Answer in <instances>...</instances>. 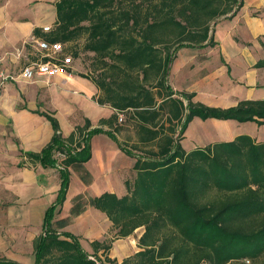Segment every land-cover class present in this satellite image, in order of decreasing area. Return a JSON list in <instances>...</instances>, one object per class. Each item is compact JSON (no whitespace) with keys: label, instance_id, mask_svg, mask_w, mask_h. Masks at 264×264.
Here are the masks:
<instances>
[{"label":"trees","instance_id":"trees-1","mask_svg":"<svg viewBox=\"0 0 264 264\" xmlns=\"http://www.w3.org/2000/svg\"><path fill=\"white\" fill-rule=\"evenodd\" d=\"M55 5L54 28L35 30V37L63 44L74 61L93 54L90 75L82 77L101 91L98 103L115 113L100 120L99 128L86 120L68 138L58 120L44 113L54 129L51 142L39 153L21 151L29 163L57 169L61 176L57 201L34 242L36 264H98L100 249L107 253L111 243L138 229H143L139 252L122 264H264V142L239 135L190 151L182 145L195 118L263 126L264 100L211 107L169 84L177 52L215 47L212 24L234 18L244 0H58ZM255 68H264V58ZM128 122L135 139L120 141ZM99 134L135 159L136 177L126 182V195L104 193L91 200L116 233L111 242H93L90 255L74 235L58 234L52 222L66 199L69 168L90 161L91 141ZM79 203L76 214L83 211Z\"/></svg>","mask_w":264,"mask_h":264},{"label":"crops","instance_id":"crops-1","mask_svg":"<svg viewBox=\"0 0 264 264\" xmlns=\"http://www.w3.org/2000/svg\"><path fill=\"white\" fill-rule=\"evenodd\" d=\"M57 1L0 0V56L8 74H19L37 59V50L30 48L36 38L34 31L43 32L45 26L55 25ZM214 37L215 47L195 48L198 63H189L185 72L187 80L193 83L183 82L185 73L182 78L181 71H176L175 80L169 79L173 90L195 93L194 102L224 109L244 100H264V68H255L264 58L260 42H264V0H244V6L234 18L220 20ZM215 53L214 63L211 60ZM198 55L208 58L200 60ZM75 69L76 64L69 78L60 75L51 79L8 81L0 94V261L36 264L34 242L43 235L46 212L58 198L60 172L31 164L21 153H39L51 142L54 129L43 114L53 115L62 136L68 138L86 120L91 121L92 128H99L100 120L109 119L115 113L110 106L98 103L101 91L91 80L76 74ZM239 135L250 136L233 133L225 142ZM250 137L255 142H264L263 136ZM215 142L222 141L213 140L207 145ZM91 148L90 161L69 168L70 186L52 224L63 221L54 230L74 234L93 255L92 243H104L116 232L106 214L93 207L91 200L104 193L126 195V182L133 181L136 173L135 159L127 156L108 135L94 136ZM77 198L83 207L78 214L74 213L79 203ZM142 234L143 229H138L132 236L116 240L113 256L122 262L134 256L139 252ZM127 245L123 252H116L118 247ZM102 253L100 249L97 255L101 257Z\"/></svg>","mask_w":264,"mask_h":264},{"label":"rangeland","instance_id":"rangeland-1","mask_svg":"<svg viewBox=\"0 0 264 264\" xmlns=\"http://www.w3.org/2000/svg\"><path fill=\"white\" fill-rule=\"evenodd\" d=\"M222 19H220V20H222ZM220 20L217 22H214L212 24L214 30L216 29V26L218 25ZM53 28H54V26H53ZM244 37L247 39V36L244 35ZM78 44H80V43H78ZM78 44H75L74 48L75 47L79 48L80 45H78ZM31 47L32 46H30V48ZM196 54L197 53L195 52V48H182L180 50V52L178 53V57H177L176 61L172 63L173 66L171 65V69H170V73H169L170 81L175 80V76L177 74L176 71H178V72L181 71L180 74L182 75V78H183V74L185 72H187L189 69L188 68L189 63L194 62L197 65V63H198L196 60L197 56L195 58ZM198 56L200 57V60L208 58V57L202 56V55H198ZM201 57H202V59H201ZM216 59H217V55L215 53V55L212 56L211 62L215 63ZM92 62H93V54H91V53L81 54L79 58H75L74 64H76L75 70H77L75 73L78 75H90ZM212 65H210V66H212ZM172 67H173V70H172ZM185 78H186V73H185ZM183 82H189L190 83L191 81L187 80V78H186L185 80H183ZM175 83L176 82H174V84ZM192 83H193V81H192ZM192 83H190V84H192ZM223 122H227V121H220V120H215V119L202 120L200 118H195L189 124V126L185 132V135H184L185 139L182 142L184 149L189 151L192 148H195L198 146H205L213 140L214 141H226L228 139L230 140L231 138H229V137H231V135L233 133L250 134V136L255 137V138H259L262 136L264 137V128L262 126H259L258 124L254 123V122L240 123V122L233 121V120H229V122H227L226 124H224ZM124 129H125V131L123 132V134L119 136L122 140L128 139V138L129 139H135L136 133L133 130V125L130 122H128V124H126L124 126ZM63 223H64L63 221H59L54 226L59 228V226H61ZM56 232L58 234H62V233H59L57 230H56ZM72 235H74V234H72ZM61 237L64 238L62 235H61ZM75 237H77V236H75ZM113 238H114V236L112 238L111 237L108 238L106 242H111V240ZM78 240H79L81 247L84 249V246H85L84 242L79 238H78ZM114 242L111 243V249L107 253L103 252L101 257L98 256L99 259L101 260V261H98V264H111L110 262L107 261V259L114 260L118 264H122V261H120L119 258H116L113 256V255H115L114 249L112 250ZM128 247H129V245H127L125 247H118L116 252L117 253H119L120 251L123 252V250L127 249ZM89 258L93 259V256H90Z\"/></svg>","mask_w":264,"mask_h":264},{"label":"built area","instance_id":"built-area-1","mask_svg":"<svg viewBox=\"0 0 264 264\" xmlns=\"http://www.w3.org/2000/svg\"><path fill=\"white\" fill-rule=\"evenodd\" d=\"M51 26H45L43 32L51 31ZM38 52L35 61L26 65L19 74H8L3 66L0 56V94L8 81H33L37 78L51 79L56 76L71 77L74 69V58L64 52L65 47L61 43H48L39 38H34L30 44ZM64 158V156H60Z\"/></svg>","mask_w":264,"mask_h":264}]
</instances>
